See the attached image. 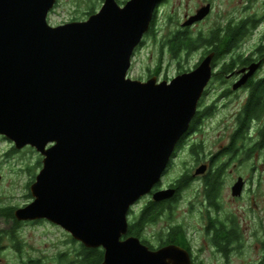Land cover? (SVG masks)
Listing matches in <instances>:
<instances>
[{"label": "water", "instance_id": "water-1", "mask_svg": "<svg viewBox=\"0 0 264 264\" xmlns=\"http://www.w3.org/2000/svg\"><path fill=\"white\" fill-rule=\"evenodd\" d=\"M55 3L0 0V135L42 156L32 200L14 217L43 219L85 247H101V264H191L178 245L150 249L126 236L128 211L161 180L189 130L209 58L170 80L132 79V55L158 0H103L85 20L52 26ZM243 184L239 177L233 196Z\"/></svg>", "mask_w": 264, "mask_h": 264}, {"label": "flooded vegetation", "instance_id": "flooded-vegetation-1", "mask_svg": "<svg viewBox=\"0 0 264 264\" xmlns=\"http://www.w3.org/2000/svg\"><path fill=\"white\" fill-rule=\"evenodd\" d=\"M181 5L186 10L183 15L176 17L174 12L167 14L165 18L166 23H162L163 25L161 24V27L158 28L159 12L164 7L179 8ZM193 15L194 22L186 24ZM161 33V38L158 41L157 36ZM180 39L183 40V44L180 42ZM151 40L159 44L160 55L166 53L174 62L180 61L183 59V56L188 57L194 54L193 69H196L203 60L209 58L211 76L204 87L197 104L196 113L191 120L193 127L191 128L190 123L189 130L178 141L162 178L167 174L169 167L180 157L182 152L190 151L194 154H191V156L197 157L194 162L195 165H193L194 170L188 168L166 183L161 178L152 188L151 192L145 195L147 200L141 209L151 200L154 202L169 200H154L152 194L157 190L172 188L175 190V195L179 192L177 200L172 204L173 207L182 201L183 192L186 189L194 185L197 186V183L202 184L203 196L198 199L199 196L195 195L194 202L190 204V208L185 205L190 212L194 214L198 213L200 226H196L195 229L205 235L209 242L208 247L212 250L213 255L216 258L220 257L223 259L224 264H230L231 255L235 252H241L244 247L245 234L243 232L245 229L240 223V220H237L232 212L224 215V207L221 200L223 181H221V188L219 189L218 195L212 201L206 197L204 180L207 174L220 169H222V173L220 170V178L223 180V176L230 169L232 161L236 158L241 161V156H252L255 151L263 146L264 95H260L259 93L263 91L264 94V85H262L264 84V0H158L148 30L144 33L139 45L135 48L132 57ZM178 44L179 48L176 49ZM180 72L179 68H177L176 74ZM160 76V64L155 65L152 69H148V78L156 77L159 81L160 79L158 77ZM165 77L168 78L167 75ZM212 87L215 90L220 89L221 98L225 100L224 106L228 110L226 114L227 142L216 152L206 157L202 161V164H199L201 159H199V155L194 151V142L193 144L191 142L194 139L190 138L200 129L204 119L209 118L216 108L214 102H205V98ZM256 93L259 94L258 104L255 110L247 116V106L252 102V98ZM233 141V145L237 146L236 149L231 148ZM190 145L191 148H189ZM230 149L234 152L232 155H230ZM220 159H222L224 165L217 164ZM201 165H206V169L203 173L197 174L196 170ZM252 169L256 170L257 167L254 166ZM239 177L243 179L244 184L240 195L233 196L232 186ZM185 182H187L185 187L179 190L181 188L179 186ZM258 184V181H251L246 176L236 174L228 185L231 200H240L249 188H256ZM249 191L252 193V197L254 195L253 193L257 194L254 190ZM0 208L3 207L1 206ZM166 214L168 212L163 213L161 217ZM40 221L45 220L22 221L11 218V228L15 230L24 224L38 223ZM260 221L261 228H264L261 218ZM222 226L227 231L233 229L235 232L234 239L224 246L216 245L214 242V234ZM183 228L186 231L190 243V249L186 250L190 255L191 264H198L201 259V253L208 249V247H205L204 244L194 246L193 241L188 236L186 228L184 226ZM254 231L252 232V236L257 241L255 247L258 250V254L255 260L246 264H264V229H261L259 232ZM160 246L163 245L157 247ZM33 261L36 263V260Z\"/></svg>", "mask_w": 264, "mask_h": 264}, {"label": "rangeland", "instance_id": "rangeland-1", "mask_svg": "<svg viewBox=\"0 0 264 264\" xmlns=\"http://www.w3.org/2000/svg\"><path fill=\"white\" fill-rule=\"evenodd\" d=\"M125 1L127 0H117L121 6ZM102 3V0H56L53 9L48 14L47 21L50 25L57 26L70 21L85 20L90 14L97 12ZM175 10H177L176 13ZM185 11L183 5L179 8L164 7L159 12L158 28L161 27L162 23H166L167 14L174 12L176 17H181ZM161 35L162 33L158 34V41ZM182 58L180 61L174 62L166 53L160 55L159 44L151 40L132 57L127 76L145 81L148 78V69L160 64L161 76L158 77L159 81L169 79L177 75V68L181 71L180 73L193 69L194 54ZM213 88L208 92L205 102H214L216 108L209 118L204 119L200 129L190 138L194 139L191 140L192 144L194 142V145H201V149L195 148V153L201 159L199 164H202L206 157L216 152L227 142L226 114L228 110L224 106L225 100L221 98L220 89L215 90ZM189 148H191V145ZM191 154L190 151L182 152L180 157L169 167L162 180L166 183L188 168L194 170L193 165H195L194 162L197 157H193ZM240 159L241 161L236 158L231 162L230 169L232 170L229 171L230 169H228L222 180L221 200L224 215L232 212L245 229L243 232L245 234L244 247L241 252H235L231 255L230 264H246L257 258L258 250L255 247L257 241L252 236V232L254 230V232H259L264 229L261 228L260 221L261 218L264 225V143L252 156L245 155L241 156ZM41 161L42 156L33 147L27 145L21 149H15L11 140L0 135V207L12 206L15 209L26 205L32 200L29 185L41 168ZM254 166L257 167L256 170L252 169ZM236 174L246 176L251 181H258L259 184L256 188H249L257 194L253 193L252 197V193L247 190V193L240 200H231L228 185ZM202 189L203 186L200 183L186 189L183 192L182 201L175 205L172 213L162 216L157 222L146 228L143 236L153 246V249L158 248V236L172 222L180 223L186 228L194 246L204 244L205 247H208L209 242L205 235L195 229L196 226H200L198 213L194 214L187 208V206L190 208V204L194 202L195 195L199 196L198 199L203 196ZM146 200L147 198L144 196L131 207L133 212L128 216L129 221L138 214ZM11 225V218L8 219L0 214V264H24L29 260H36V264H60L57 260L58 255L65 253L70 257L75 247V244L71 242L72 237L67 231L48 221H40L24 224L14 230V234L17 235L19 240L17 241L18 249H15L14 241L10 240L7 235L9 231H12ZM14 240L16 239L14 238ZM200 257L198 264H224V260L220 257L216 258L209 247L201 253ZM62 264H68V262L64 260Z\"/></svg>", "mask_w": 264, "mask_h": 264}, {"label": "trees", "instance_id": "trees-1", "mask_svg": "<svg viewBox=\"0 0 264 264\" xmlns=\"http://www.w3.org/2000/svg\"><path fill=\"white\" fill-rule=\"evenodd\" d=\"M180 42L183 44V40L180 39ZM185 44V43H184ZM188 44V42H187ZM186 44V45H187ZM191 46V45H188ZM179 48V44L176 47V49ZM264 85V84H262ZM259 93V92H258ZM254 94L252 102H250L247 106V116L255 110L257 104H258V96L264 95L263 91H260L258 94ZM257 101V102H256ZM256 102V103H255ZM193 127V122L191 123V128ZM234 141L232 142L231 148H237V146L233 145ZM195 148L201 149V145H194V151ZM13 151V150H12ZM230 155H232L234 152L230 149ZM39 160V159H38ZM40 163V160H39ZM217 164H222V159H220ZM221 173H222V169ZM220 170L210 172L205 177V187H206V197L210 198L212 201L215 199V197L218 195L219 189L221 188V181L220 178ZM187 182L182 183L179 186V190H182L183 187H185ZM179 196V192L175 195L173 194L169 200L161 201V202H154L149 201L139 212L137 215L134 216V218L130 221H128V228H127V234L126 236H137L141 240L142 243L147 245L150 249H153V246L149 243V241L144 238L143 233L145 232V229L152 225L153 223L157 222V220L163 215V213L168 212V215L173 212L172 204L177 200V197ZM14 207L8 206L0 208V214L4 215L6 218H13ZM133 210L128 211V216L131 215ZM10 240L14 241L15 249H18V237L16 234H14V230L9 231L7 233ZM235 237V232L233 229H230L229 231L226 230L225 227H221L216 231L214 234V242L216 245L224 246L229 241H232ZM14 238L16 240H14ZM71 242L75 244V247L73 251L70 254V257L65 255V253H61L58 255L57 260H59V263L62 264L65 260V262H68V264H101L103 259V249L101 247L97 248H88L85 247L83 244L77 242L74 239H71ZM158 242L159 245H167V244H175L178 245L184 249H190L189 247V239L186 235V231L183 228V226L180 223L172 222L165 231H162V233L158 236ZM67 257V258H66ZM26 264H36L35 261H29Z\"/></svg>", "mask_w": 264, "mask_h": 264}, {"label": "bare ground", "instance_id": "bare-ground-1", "mask_svg": "<svg viewBox=\"0 0 264 264\" xmlns=\"http://www.w3.org/2000/svg\"><path fill=\"white\" fill-rule=\"evenodd\" d=\"M183 136V135H182ZM180 140V139H179Z\"/></svg>", "mask_w": 264, "mask_h": 264}]
</instances>
